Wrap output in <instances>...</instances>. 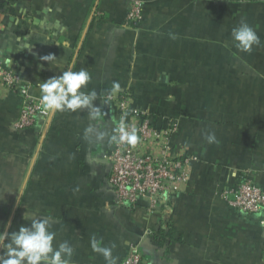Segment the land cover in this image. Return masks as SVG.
Listing matches in <instances>:
<instances>
[{"label": "crops", "instance_id": "obj_1", "mask_svg": "<svg viewBox=\"0 0 264 264\" xmlns=\"http://www.w3.org/2000/svg\"><path fill=\"white\" fill-rule=\"evenodd\" d=\"M132 1L0 0V62L40 98L43 81L70 65L86 69L92 79L81 90H95L99 107L51 111L42 134L19 133L20 98L0 84V199L15 195L0 231L49 217L54 247L74 246L72 264H107L93 237L115 244L118 261L135 242L144 264H264V213L223 197L243 179L264 188V0H141L136 27L126 23ZM242 20L261 40L250 53L232 39ZM48 54L57 59L42 60ZM113 81L122 89L115 95L130 93L158 126L175 118L173 144L192 155L185 190L155 211L117 204L109 183L104 155L120 117L104 102Z\"/></svg>", "mask_w": 264, "mask_h": 264}, {"label": "built area", "instance_id": "obj_2", "mask_svg": "<svg viewBox=\"0 0 264 264\" xmlns=\"http://www.w3.org/2000/svg\"><path fill=\"white\" fill-rule=\"evenodd\" d=\"M143 8L141 0H133L126 23L140 26L144 20ZM0 84L20 98V113L12 127L17 131L43 132L51 111L44 110L41 98L32 94L31 84L19 70L0 62ZM110 99L120 113L117 126L123 117L125 124L135 126L138 132L135 145L114 142L104 155L111 165L108 179L114 189L116 203L132 208L144 202L148 211H155L162 201L185 190L190 180L192 155L173 144L178 128L175 118L163 116L166 124L160 127L159 118L150 110L133 107L130 93L112 95ZM223 197L241 212L264 213V188L249 180L244 179L226 189ZM118 264H144L140 244L129 243Z\"/></svg>", "mask_w": 264, "mask_h": 264}, {"label": "clouds", "instance_id": "obj_3", "mask_svg": "<svg viewBox=\"0 0 264 264\" xmlns=\"http://www.w3.org/2000/svg\"><path fill=\"white\" fill-rule=\"evenodd\" d=\"M173 38H175L174 35ZM232 39L241 52L250 53L254 45L259 46L261 44L256 30L244 20L232 29ZM62 46L66 47V44ZM56 59L55 54L42 57V60L51 63ZM75 62L73 59L72 65ZM71 67L70 65L69 70L63 71L62 75L51 77L39 85L44 110L55 112L91 108L95 111L99 108L94 104V101L98 99L97 92L95 90L91 92L81 90L91 81V74L86 69L72 71ZM121 90L120 83L113 81L109 100L104 102H110V97ZM114 132L115 134L111 136L112 142H127L135 145L138 141L137 128L127 126L123 117ZM205 139L210 144L217 142L214 133L206 134ZM51 228L52 221L49 217L34 216L29 225H21L18 230L0 231V247L4 249L0 253V264H72L74 246L65 241L60 243L58 247H54L56 232L51 231ZM91 247L94 252L104 257L107 264H118L119 258L112 254L115 244L112 247L101 246L100 242L93 237Z\"/></svg>", "mask_w": 264, "mask_h": 264}, {"label": "rangeland", "instance_id": "obj_4", "mask_svg": "<svg viewBox=\"0 0 264 264\" xmlns=\"http://www.w3.org/2000/svg\"><path fill=\"white\" fill-rule=\"evenodd\" d=\"M2 193H5V192H2ZM8 193V192H7ZM8 195L10 196V198H7V202L3 199V194L1 195L2 196V199H0V215H2L3 216V213H4V211L6 210L7 211V214H8V216H10L11 215V212H12V210H13V208H14V206L12 205V202H13V200H14V198H15V195H13V194H9L8 193ZM122 206V205H121ZM135 208V207H134ZM157 210V209H156ZM0 230H1V227H0ZM124 257V256H123ZM123 257H121L120 258V260L123 258ZM119 260V261H120ZM118 261V262H119Z\"/></svg>", "mask_w": 264, "mask_h": 264}, {"label": "trees", "instance_id": "obj_5", "mask_svg": "<svg viewBox=\"0 0 264 264\" xmlns=\"http://www.w3.org/2000/svg\"><path fill=\"white\" fill-rule=\"evenodd\" d=\"M14 130H15V129H14ZM15 131H16V132H19V133H25V134L30 133V132H35V133H37V134H42L41 131H36V130H19V131L15 130ZM109 164H110V163H109ZM110 168H111V165H110ZM109 172H110V170H109ZM108 177H109V173H108ZM243 180H244V179H243ZM1 193H2V192H0V194H1ZM139 205L145 206V203L142 202V203H140ZM153 232H154L155 235H161V234H163V233L165 232V230L162 229V228H158V229H154ZM125 252H126V248H125L124 254H125ZM124 254L122 255V257L124 256Z\"/></svg>", "mask_w": 264, "mask_h": 264}, {"label": "water", "instance_id": "obj_6", "mask_svg": "<svg viewBox=\"0 0 264 264\" xmlns=\"http://www.w3.org/2000/svg\"><path fill=\"white\" fill-rule=\"evenodd\" d=\"M105 161H107V160L105 159Z\"/></svg>", "mask_w": 264, "mask_h": 264}]
</instances>
